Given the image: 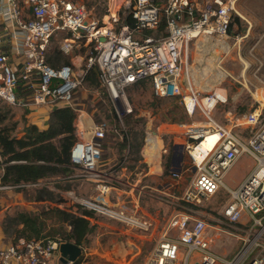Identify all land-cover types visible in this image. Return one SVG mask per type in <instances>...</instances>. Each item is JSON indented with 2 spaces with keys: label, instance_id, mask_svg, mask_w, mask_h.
Masks as SVG:
<instances>
[{
  "label": "built area",
  "instance_id": "built-area-1",
  "mask_svg": "<svg viewBox=\"0 0 264 264\" xmlns=\"http://www.w3.org/2000/svg\"><path fill=\"white\" fill-rule=\"evenodd\" d=\"M129 14L133 23L123 21L118 10H112L107 23L90 16L84 4L75 0H0V100L8 105H73L76 90L93 66L104 93L115 104L130 113L132 106L126 89L140 81L150 80L156 97L179 98L192 114L199 109L207 119L203 126L187 125L186 136L196 173L182 200L190 205L176 210L149 256L150 264H264V107H257L237 118L228 126L216 121L212 111L225 102L217 92L201 98L190 80L183 52L200 33L228 36L232 22V5L213 0L202 9L191 0H169L163 8L157 0H129ZM168 33L156 38L147 33L158 29L162 17ZM67 32L60 49L68 54L82 44L91 46L82 72L74 63L54 66L48 61L52 36ZM188 89V91H186ZM19 90L29 93L24 97ZM192 99L193 108L187 104ZM261 104V103H260ZM262 105V104H261ZM263 106V105H262ZM80 123V122H79ZM245 125L248 138L241 137L235 127ZM76 142L71 161L81 166L84 176L99 178L100 197L77 198L84 208L96 215L120 222L132 231L149 233L154 220L130 209L123 202H106L102 195L110 194L111 183L98 176L108 124L93 122L90 127L75 123ZM212 146L194 154L195 148L208 138ZM244 155L253 157L255 164L237 186L225 182V176ZM0 144V189L18 185L3 184L1 178L9 163ZM180 177L179 172H173ZM220 192L228 196L222 216L234 231L210 224L206 217L192 209L203 200ZM214 227L234 235L241 246L232 255L217 252L212 247L209 228ZM65 240L45 237L20 238L5 243L0 238V264H53L60 262V245ZM62 264H87L88 254Z\"/></svg>",
  "mask_w": 264,
  "mask_h": 264
},
{
  "label": "rangeland",
  "instance_id": "rangeland-1",
  "mask_svg": "<svg viewBox=\"0 0 264 264\" xmlns=\"http://www.w3.org/2000/svg\"><path fill=\"white\" fill-rule=\"evenodd\" d=\"M75 1L84 4L90 11V16L98 19L100 24L107 23L109 19L110 3L112 10H118L121 19L128 14L130 4L129 0ZM223 1L232 5L231 31L226 37L202 32L190 41L183 52V59L188 70L183 79L190 80L193 89L200 94L201 98L217 92L219 97L227 99L217 104L212 111V116L216 121L232 126L235 120L242 119L245 113L259 106L264 107V0ZM167 33L166 19L163 16L159 28L147 34L159 38ZM68 35L67 32L59 31L52 36L48 57L60 65L74 63L75 70L80 73L85 67L92 47L82 44L66 54L60 49V45L62 38ZM126 92L132 106L130 113L120 107L118 113L115 104L104 93L100 83L94 86L89 81H83L76 90L73 105L88 112L94 122H107L108 130L102 141L103 156L99 165L102 164L109 146L117 149L116 159L111 164L112 169L119 170L122 166L128 168L127 174L123 176L125 178L120 180L121 184L127 186V181L135 183L138 187L134 191L140 199V203L136 206L129 197L123 203L140 213H143L142 206L156 219L158 229H154L149 234L127 230L122 225L127 230L122 236L132 238L140 246L133 242L131 254L126 252L121 263L116 264H150L149 256L156 244L159 230L163 229L176 210H186L190 206L185 204L182 198L196 173V166L187 146L186 127L187 125L197 127L207 125L208 119L199 109L190 114L179 98L156 97L150 80L135 83L129 86ZM19 94L26 96V93L21 90ZM190 107L192 109V105ZM29 113L22 107L8 105L0 100V117H5L0 124V130L5 129L12 136L19 137L25 131L29 117H33ZM129 115L132 116L129 118ZM235 131L243 138H248L250 135L244 124L235 127ZM153 134H158L162 141L160 159L164 167L161 182H157L158 188L154 190L141 186L142 184L151 185L152 182L140 180L142 176L140 173L147 169L141 152L146 151L147 139ZM212 141L213 138L210 137L203 141L195 148L194 154L200 157L201 151L212 146ZM137 142H141L139 147L136 146ZM254 164L253 157L242 156L225 176V182L231 187H237L250 173ZM175 168L179 170L175 171ZM173 172H179L180 177L174 176ZM63 181L64 175H61L59 178L56 176L43 179L28 187L0 190V226H3L8 215H14L18 211L40 213L49 207L56 206L57 203H43L37 198L47 195L48 186L54 188L58 185L64 186ZM124 185L121 186L124 187ZM16 193H19L20 197L17 203L14 202ZM53 198L60 200L63 197L54 189ZM227 200L228 196L220 192L203 200L192 209L206 217L210 224L220 225L222 228L236 232L226 224L222 216L223 206ZM54 219H48L49 226L46 231L69 230L67 225L56 224ZM57 235L59 238L63 237L62 234ZM209 235L213 248L221 254L232 256L241 246V241L237 237L214 227L209 228ZM1 239L5 243L14 242L5 234ZM134 251L136 254L131 257ZM176 264L182 263L178 261Z\"/></svg>",
  "mask_w": 264,
  "mask_h": 264
},
{
  "label": "trees",
  "instance_id": "trees-1",
  "mask_svg": "<svg viewBox=\"0 0 264 264\" xmlns=\"http://www.w3.org/2000/svg\"><path fill=\"white\" fill-rule=\"evenodd\" d=\"M123 21L133 23L131 15H124ZM232 24V22H231ZM230 24L229 32L232 27ZM49 63L60 66L48 57ZM98 68L93 66L86 74L84 81L91 82L94 86L99 85ZM26 95L29 91L25 92ZM62 104V103H60ZM75 106L62 104L51 110L49 125L45 129L39 128L36 124L25 125L24 135L12 136L5 129L0 130V144L3 147L4 155L9 163L6 166L4 175L1 178L3 184L38 183L39 181L61 175L67 171L66 165L70 164L71 151L76 142L75 120L77 118ZM132 115H129V118ZM5 117H0V124ZM130 122V120H129ZM143 137V134H142ZM128 140V139H123ZM125 145V144H123ZM137 142L136 146H140ZM103 152V151H102ZM103 156V153H102ZM47 190V195L38 197V200H52L56 203L63 201L54 200L53 191ZM77 211H72L59 206L49 207L40 213L18 211L14 215H8L3 222V232L14 242L20 238L41 239L45 237L59 238L73 241L82 245L87 241V236L93 231L91 217L94 212L77 204ZM49 218H55V223L67 225V231H46ZM55 225V224H54ZM80 261V259H77ZM62 264V262L60 261Z\"/></svg>",
  "mask_w": 264,
  "mask_h": 264
},
{
  "label": "crops",
  "instance_id": "crops-1",
  "mask_svg": "<svg viewBox=\"0 0 264 264\" xmlns=\"http://www.w3.org/2000/svg\"><path fill=\"white\" fill-rule=\"evenodd\" d=\"M168 1L169 0H157V4L161 8H163L166 4H168ZM191 1L194 2L197 5V7L201 9L204 6H206L208 3L213 2V0H191ZM127 15H129V11ZM60 105L62 106V104H57L53 107L47 105H39V106L32 105L26 108L22 107L25 111L30 112L29 115L33 116V117H29L27 125L36 124L41 129L47 128L49 125L51 110ZM77 113L78 115L75 120L76 124H83L88 128L94 122L92 116L88 112L82 110L81 108H77ZM24 133L25 131L22 132V135H24ZM22 135H19V137ZM116 151L117 149L109 146L108 152L106 153V156L102 161V164L98 165L97 167V173L99 174L98 176L103 177L105 180L111 183L112 186L111 193L102 195V198L106 202L122 203L126 198L129 197L130 199H132L131 201H133L136 206L140 203L139 196L134 191L135 189H137L138 186L135 183H131L130 181H127L126 184L127 186H125L124 184H121L120 181L122 180V178H125L123 176L127 174L128 168H124L122 166L121 169L119 170L112 169L111 164H113L116 159ZM141 156L143 157L144 163L147 165V169L143 170L140 173L142 174L140 180L143 179L142 180L143 182H148V181L152 182L151 185L142 184L141 186L150 187L153 190L157 189L158 186H156V184L157 182L158 183L161 182L162 179L161 176L164 173V167L161 162L160 155L158 156L156 153L148 154L145 150H143V152H141ZM66 169L67 171L61 174L64 175V181L62 183L64 184V186L58 185L56 188L48 186L50 191H54L55 189L62 194L64 200L61 201L60 203H57V205L60 208H67L72 211H77L76 205L79 204L77 198L100 197V193L96 188L99 182V178H88L84 176L81 166L73 163L72 161H70V164L66 165ZM174 170L178 171L179 169L175 168ZM61 175H58L57 178H59V176ZM55 177L56 176L51 178H55ZM121 185H124V187H122ZM23 187H28V186H19L16 188H23ZM0 190H4V189H0ZM15 196H16L15 197L16 200L14 202L17 203L18 202L17 199H20L19 193H16ZM41 202L56 204V202L52 200H42ZM141 208L144 215H147L148 217L154 220L155 225L152 231H154V229L157 230L158 227L155 222L156 221L155 217L144 207L141 206ZM91 224L94 227L93 231L88 234L87 241L82 244L84 247L83 252H86L88 254L87 264H110L111 262H112L111 264L121 263L126 252L131 254L130 250L132 248L133 242L137 244L138 247L140 246V244L135 242V240H133L132 238L122 236L124 231L126 232L127 230L130 229L126 228L127 230H125L122 227V225L124 224L120 222L110 220L108 218L96 215L94 213L93 216L91 217ZM162 230H159V235L158 237H156V243L162 234ZM2 236H4V232H3V227L0 226V238H2ZM135 254L136 251L132 253L131 257L135 256ZM57 264H61V263L57 262Z\"/></svg>",
  "mask_w": 264,
  "mask_h": 264
},
{
  "label": "water",
  "instance_id": "water-1",
  "mask_svg": "<svg viewBox=\"0 0 264 264\" xmlns=\"http://www.w3.org/2000/svg\"><path fill=\"white\" fill-rule=\"evenodd\" d=\"M60 254L62 263L68 260H76L82 254V246L73 241L62 242L60 245Z\"/></svg>",
  "mask_w": 264,
  "mask_h": 264
},
{
  "label": "bare ground",
  "instance_id": "bare-ground-1",
  "mask_svg": "<svg viewBox=\"0 0 264 264\" xmlns=\"http://www.w3.org/2000/svg\"><path fill=\"white\" fill-rule=\"evenodd\" d=\"M187 104H188L189 107L192 105V108H193V102H192V99L189 96H187ZM190 109H191V107H190ZM162 146H163L162 145V141H161L160 137L158 136V134L152 135L147 140L146 152L148 154L156 153L159 156Z\"/></svg>",
  "mask_w": 264,
  "mask_h": 264
}]
</instances>
